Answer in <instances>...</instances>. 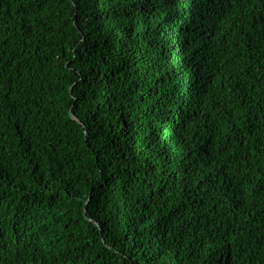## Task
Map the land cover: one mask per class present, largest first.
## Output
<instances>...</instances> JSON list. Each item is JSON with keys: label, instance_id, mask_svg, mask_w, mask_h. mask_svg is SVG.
I'll return each mask as SVG.
<instances>
[{"label": "trees", "instance_id": "trees-1", "mask_svg": "<svg viewBox=\"0 0 264 264\" xmlns=\"http://www.w3.org/2000/svg\"><path fill=\"white\" fill-rule=\"evenodd\" d=\"M215 1L0 0V264H264V0Z\"/></svg>", "mask_w": 264, "mask_h": 264}, {"label": "clouds", "instance_id": "clouds-1", "mask_svg": "<svg viewBox=\"0 0 264 264\" xmlns=\"http://www.w3.org/2000/svg\"><path fill=\"white\" fill-rule=\"evenodd\" d=\"M202 2H204V0H201ZM243 0H235V1H221V0H217L211 4H215V5H222V6H227V5H235V7H237L239 10H241V7L238 5V3L242 2ZM207 2V0H206ZM205 2V3H206ZM203 12V11H202Z\"/></svg>", "mask_w": 264, "mask_h": 264}]
</instances>
